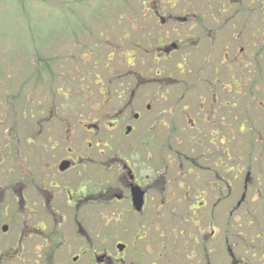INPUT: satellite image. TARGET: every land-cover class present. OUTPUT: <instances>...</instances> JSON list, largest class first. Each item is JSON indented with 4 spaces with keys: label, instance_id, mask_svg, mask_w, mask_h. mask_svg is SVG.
<instances>
[{
    "label": "flooded vegetation",
    "instance_id": "flooded-vegetation-1",
    "mask_svg": "<svg viewBox=\"0 0 264 264\" xmlns=\"http://www.w3.org/2000/svg\"><path fill=\"white\" fill-rule=\"evenodd\" d=\"M258 2L204 0L207 8L197 11L179 0H142L140 14L154 25L142 31L139 57L132 56L130 31L117 46L104 31H97L102 42L93 31L83 33L78 111L54 112L51 103L38 110L45 122L65 120L60 128L36 120L14 157L0 159V264H264V230L256 224V205L264 200L258 158L264 107L257 101L253 114L248 99L237 111L245 90H259V80L246 79L242 64L243 77L230 83L203 77L202 66L189 82L161 79L160 65L206 39L211 46L203 61L218 57L213 45L219 40L221 65H237L242 48L232 55L226 50L255 27L245 22L244 8ZM90 59L96 89L81 82ZM101 59L112 65L101 67ZM217 73L214 68L212 76ZM178 84L182 92L167 93ZM229 134L255 136L258 169H244L240 151L239 173L229 174Z\"/></svg>",
    "mask_w": 264,
    "mask_h": 264
},
{
    "label": "rangeland",
    "instance_id": "rangeland-1",
    "mask_svg": "<svg viewBox=\"0 0 264 264\" xmlns=\"http://www.w3.org/2000/svg\"><path fill=\"white\" fill-rule=\"evenodd\" d=\"M187 3L192 4L197 8V11H201L202 9L205 10L207 8L204 0H179V6ZM118 7L121 8L118 9ZM122 9H124L125 12H121ZM142 9L140 0H0V152L6 159L13 158L14 155L12 154V148L7 145L11 144V139L9 141L6 140L7 144H5L3 143L4 136L11 131L13 132V128H15L17 129V135L22 138L25 133H28L25 130L32 127L33 124L35 125V121L39 118L38 116L35 118L31 117L28 112L31 107L30 98L32 90L34 89L31 86L30 78L31 74H33L32 72L34 71L37 57L43 60L49 59L51 61H53V58H57V60L55 59V70H62L61 76L53 79L54 85H59L60 89L65 93V95L56 94V88H53L52 97L55 102L56 110L59 112L78 111V100L77 97H75L77 95V83L80 82V80H78V69L80 66L79 59L81 49L78 44H82L81 42L85 36L83 33L93 31L94 33L92 34L94 36L96 35L95 37L100 42H102V38L97 34V31L102 30L103 28L105 37H108L111 41L116 42V38L119 40V36L122 35L123 31H130L132 38L139 37L144 29H148L147 26L154 25V21L151 19L149 21H144L140 14ZM119 11L122 14H120ZM124 14L127 18L129 16L135 17L131 18L130 22H128L125 20ZM101 15L105 18L104 21L101 20ZM116 19L117 22H115ZM261 22V19H257V22H255L256 30L261 28ZM83 27H85L86 30H83ZM251 32V27L246 28V37L243 38L245 42L243 44L244 47H241L240 40L233 39L234 42L230 40L232 42H230L229 45L232 44L226 51L231 55L234 53L236 47L239 50L240 48L243 49L241 52L244 54L243 60L237 65H231L229 69L227 68V66H229L228 63L224 66L221 65L219 57L224 49L219 40L213 45V48H216L218 57L216 59H210L209 62L203 61L202 58L207 57V55H205V50L203 49L206 46H211V44H209V40L207 39L199 41L198 39H192L191 41H198L199 44H195L198 46V49H195L194 45L193 47L187 46L182 50L172 53L171 60L162 61L160 63L162 69L161 79H165L169 76L177 81L189 82L193 78L192 72L198 70L200 66H202L204 68V72H202L203 77L207 79L217 77L219 80L224 78L227 83H230L232 77L238 78L239 67L242 64V72L245 74V78L255 80L257 60H254L252 52L247 53L248 48L245 47L252 39ZM92 34L91 36L88 35V37L94 38ZM141 38L140 43L145 44V38L143 36H141ZM152 39L153 38H150L148 41H154ZM171 40L174 42L179 40L183 41V38H173ZM257 42L264 43V38L262 41L257 39ZM122 43L123 45L125 44V42ZM102 46L104 45L101 44V47ZM106 46L107 48L109 47L108 45ZM186 51H190L192 54L189 52L191 55L185 58V61H183V63L185 62L184 65L179 69L176 64L184 58V52ZM134 52L135 51L133 50V53ZM102 53L105 54L104 52ZM137 54H139V51ZM91 60L92 59L89 60V63H86L83 66L85 75L81 82H84L91 89H96V84H93L92 79L89 80L91 77V71L89 69ZM98 62L100 64L103 63L101 67L104 64L112 65L111 62L106 60L102 61V59ZM137 63L139 64V62ZM260 64L264 69V60H262ZM74 65L76 69L73 68ZM109 67L111 69L114 68L111 66ZM214 68L218 70L216 76H212V74H214ZM72 69L75 70V73H72ZM97 71H100V74L103 73L102 68H98ZM222 71H224V76H222ZM199 76L201 78V73H199ZM241 76L243 77V75H240L239 77L241 78ZM103 77L106 78L107 74L105 73ZM258 77L259 71L257 78ZM44 82L50 84L52 80L48 77L45 78ZM6 84L12 86H9L8 89L5 90L4 87ZM14 84L15 86H13ZM179 86H181V84H178L175 88H169L167 93L173 95L176 94V92H182L183 86L177 91L176 88H179ZM257 86V88H259V90H257V101H263L264 97L261 92L262 83L257 84ZM43 90L44 89L39 87L37 96H39L40 92ZM97 94L98 93L95 95ZM246 94L247 91L245 90V93L240 99L242 102L239 103L237 111L240 109L242 110L243 106H245L248 101L249 98L248 95L245 96ZM66 96L68 97V99H66L68 101L62 109L59 102L62 101L63 98H66ZM17 97H20L21 100H24L25 102L23 104L20 103V105L15 108L14 104H16L15 100ZM18 104L19 103L16 105ZM67 106H70L71 108H68ZM257 110L258 107L256 108V105H253L252 113ZM240 113V115L238 113L237 117L243 116V113ZM25 119L29 120L25 121ZM63 120H65V118ZM63 120H54L46 126L60 128ZM71 120L76 119L71 118ZM236 120L237 118L231 119L230 125H235L238 122ZM22 122H27L29 125L23 126L21 124ZM261 122L263 126L264 122ZM159 136L160 138L167 137L165 132ZM250 142L251 140L248 134H229V158H231V160L234 159L233 162H229L230 168H233V165H236L235 156L236 154H240L239 150L244 152L243 158L244 163L246 164V153L248 152L247 149L250 147ZM259 147L262 148V145ZM256 153L258 152L256 151ZM240 163L241 165L243 164V162ZM252 166L255 165L253 164ZM246 167L247 165L244 169H246ZM256 168L258 169V167ZM236 169L237 166L234 167V172H230V174H235ZM243 173L244 172H242V174ZM240 195V189L235 191L229 203L230 208L232 205H235ZM247 197L248 195L246 198ZM256 218L257 229L264 230V200H261V203L256 205Z\"/></svg>",
    "mask_w": 264,
    "mask_h": 264
},
{
    "label": "trees",
    "instance_id": "trees-1",
    "mask_svg": "<svg viewBox=\"0 0 264 264\" xmlns=\"http://www.w3.org/2000/svg\"><path fill=\"white\" fill-rule=\"evenodd\" d=\"M140 3L142 5V2H140ZM244 13L247 16L253 17L254 19H255V17L259 16V18L262 20L261 30L264 31V0H259V2L257 4L250 6L249 10L244 8ZM263 38L264 37H261L260 41H262ZM55 59L57 60V58H53V61H51L49 59L43 60V59H40L38 57L37 58L38 64L34 68V71L32 72L33 74H31L30 79H34V80L38 81V80H42L43 78H46L48 76H51L52 77L51 79H55L60 73V71L59 72L55 71V68H54L55 63H56ZM254 59L259 61V78H260V81L262 83V92H264V69L261 67V64H260V62L262 60H264V43L263 42L259 43V49H256V53H254ZM32 85H34V84H32ZM9 86H12V85L6 84L4 87L5 90H7ZM13 86H15V84ZM55 88H56L55 89V93H56V92H58V88L57 87H55ZM251 88H252V86H251ZM52 90H53V88H52ZM250 95L253 96V90H250ZM15 102H16V104L19 103L18 105H20V103L23 104L25 101L21 100L20 97H17ZM52 102H53V98H52ZM14 107L16 108V106H14ZM29 111H30V108H29ZM20 120H22V119H20ZM25 121H27V119H25ZM21 124L23 126L29 125L27 122H22ZM250 143L253 144L254 139H251ZM261 145H262V148H264V139L262 140ZM252 146L253 145H251L248 148V158L250 160L253 158V156H252L253 155V147ZM9 147H11L13 149L12 144H10ZM238 157H239L238 154H236L235 158L237 159ZM229 160L232 162L234 159L231 160V158H229Z\"/></svg>",
    "mask_w": 264,
    "mask_h": 264
},
{
    "label": "water",
    "instance_id": "water-1",
    "mask_svg": "<svg viewBox=\"0 0 264 264\" xmlns=\"http://www.w3.org/2000/svg\"><path fill=\"white\" fill-rule=\"evenodd\" d=\"M138 200H139V198L135 197V201H138Z\"/></svg>",
    "mask_w": 264,
    "mask_h": 264
}]
</instances>
